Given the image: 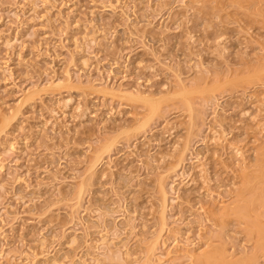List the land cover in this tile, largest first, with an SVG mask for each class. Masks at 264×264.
<instances>
[{
  "label": "rangeland",
  "instance_id": "obj_1",
  "mask_svg": "<svg viewBox=\"0 0 264 264\" xmlns=\"http://www.w3.org/2000/svg\"><path fill=\"white\" fill-rule=\"evenodd\" d=\"M0 131V264H264V0H0Z\"/></svg>",
  "mask_w": 264,
  "mask_h": 264
},
{
  "label": "bare ground",
  "instance_id": "obj_2",
  "mask_svg": "<svg viewBox=\"0 0 264 264\" xmlns=\"http://www.w3.org/2000/svg\"><path fill=\"white\" fill-rule=\"evenodd\" d=\"M187 89V88H186ZM106 91V90H105ZM109 92V91H108ZM113 92V91H112ZM115 93V92H114ZM123 95V94H122ZM125 95V94H124ZM127 95V94H126ZM128 96H130V97H133V96H131V95H128ZM140 97V96H139ZM139 97H137V98H139ZM27 98V97H26ZM136 98V97H135ZM142 98V97H141ZM144 99H148V98H144ZM263 126V125H262ZM6 128V127H5ZM2 131H4V128L2 129ZM2 131H0V132H2ZM218 135V134H217ZM219 136V135H218ZM217 136V137H218ZM216 137V138H217ZM216 138H214V140L216 139ZM217 141H220L219 139H216ZM216 142V141H215ZM105 152H106V150H105ZM100 161V160H99ZM94 167H95V164H91V166H90V169L91 170H94ZM82 194V193H81ZM79 199V198H78ZM260 234L264 237V232H260Z\"/></svg>",
  "mask_w": 264,
  "mask_h": 264
}]
</instances>
